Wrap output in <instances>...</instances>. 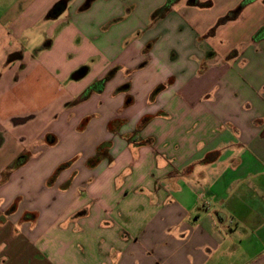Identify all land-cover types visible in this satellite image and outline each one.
I'll return each instance as SVG.
<instances>
[{
	"label": "crops",
	"instance_id": "0c3cea01",
	"mask_svg": "<svg viewBox=\"0 0 264 264\" xmlns=\"http://www.w3.org/2000/svg\"><path fill=\"white\" fill-rule=\"evenodd\" d=\"M166 2L0 0V264H264V0Z\"/></svg>",
	"mask_w": 264,
	"mask_h": 264
},
{
	"label": "rangeland",
	"instance_id": "374dc122",
	"mask_svg": "<svg viewBox=\"0 0 264 264\" xmlns=\"http://www.w3.org/2000/svg\"><path fill=\"white\" fill-rule=\"evenodd\" d=\"M247 0H245V2H246ZM210 2L212 3V0H210ZM220 10V8H217V7H215L214 9H212V10H210V11H204L205 13L204 14H202V17H205V18H207L206 20L208 21L209 19H211V18H213V17H215V16H217L221 11H219ZM129 12V11H128ZM148 27H150V25H151V21H149L148 22ZM151 28V27H150ZM148 29V28H146V29H148V31H150V33H149V35H152V34H154V33H156V32H158V30L156 29V30H154L153 32L151 31L152 29ZM145 30V29H144ZM138 37L140 38L141 36H143L144 35V31H143V29L141 30V29H139L138 31ZM197 33H199L200 31H196ZM198 46L197 45H195V47L194 48H192L191 50H187L186 51V53H185V57L187 58V59H189V57L191 56V58H192V55L194 54V55H196L195 53H194V50H196V51H199L198 50ZM195 59H192V63H193V65H195V63L193 62ZM186 60H185V58H184V62H185ZM201 66L198 64V68H200Z\"/></svg>",
	"mask_w": 264,
	"mask_h": 264
},
{
	"label": "trees",
	"instance_id": "16d2710c",
	"mask_svg": "<svg viewBox=\"0 0 264 264\" xmlns=\"http://www.w3.org/2000/svg\"><path fill=\"white\" fill-rule=\"evenodd\" d=\"M176 1H177V0H167L166 5H165L163 8H161L160 10H158V11L154 14V17H157V16H159L161 13H163L164 11L168 10V8H169L174 2H176ZM193 3H196V1H190V4H193ZM246 3H247V1L244 2L243 4H241V5L237 8L236 11H234V12L229 13L228 15H226V17H224L222 20H224V21H228V20H231V19L235 18L236 15L239 13V10H241V9L245 6ZM59 6H60V5H58V6L55 7L54 9L56 10L57 8H59ZM88 94H89V91L84 92L83 94L80 95L79 100H80V101L85 100V99L87 98Z\"/></svg>",
	"mask_w": 264,
	"mask_h": 264
}]
</instances>
